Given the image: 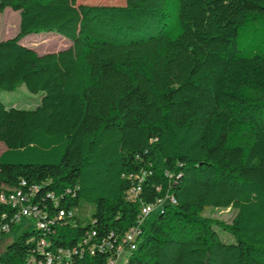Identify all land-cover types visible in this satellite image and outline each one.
Instances as JSON below:
<instances>
[{"label": "trees", "instance_id": "1", "mask_svg": "<svg viewBox=\"0 0 264 264\" xmlns=\"http://www.w3.org/2000/svg\"><path fill=\"white\" fill-rule=\"evenodd\" d=\"M168 2L0 0V13L21 17L0 41V94L40 95L33 108L0 96V195L22 189L51 217L75 212L48 237L54 248L72 251L92 232L90 245L117 246L138 228L126 264H264V53L238 44L264 0H173V20ZM40 32L71 43L45 54L21 44ZM159 202L149 222L141 210ZM208 208L236 215L228 225ZM14 213L0 204V238L21 231L0 264H26L42 237ZM84 249L67 264L110 256Z\"/></svg>", "mask_w": 264, "mask_h": 264}, {"label": "rangeland", "instance_id": "2", "mask_svg": "<svg viewBox=\"0 0 264 264\" xmlns=\"http://www.w3.org/2000/svg\"><path fill=\"white\" fill-rule=\"evenodd\" d=\"M78 4H87V5H113V6H121L125 4V0H78ZM175 2L173 0H169L166 12L169 14V19L173 20L177 15V9L175 7ZM13 12V11H12ZM15 12V11H14ZM13 24V19L7 17V15L0 13V34H4L6 25ZM29 36H33L28 38L34 41V46H36L39 54L49 53V52H57L61 49H65V42L67 46L70 45L71 41L58 33L53 32H40L34 33ZM238 44L241 51L245 54L251 53H264V15L256 14L251 16L250 19L244 24L239 30V38ZM1 99L7 105L15 104L22 108V104L25 102H32L33 100L37 101L40 99V95L31 94L27 91L25 86H21L16 90L10 91H2ZM1 146H4L3 143H0ZM3 152L0 149V154ZM93 211V207L91 205H87L82 203L78 208V214L80 218L85 221H91V213ZM156 215V211H154L149 217L148 221L153 220ZM204 216L213 218L224 224H231L235 215L236 210L234 209H214L208 208L203 213ZM28 223L32 226V229H37L36 225L33 222L28 221ZM21 235V231L19 228H16L12 233L2 236L0 238V254L5 251L7 246L15 241ZM221 238L226 242H232L234 239L225 233L224 231L220 232ZM127 255L124 254L117 264H126Z\"/></svg>", "mask_w": 264, "mask_h": 264}, {"label": "built area", "instance_id": "3", "mask_svg": "<svg viewBox=\"0 0 264 264\" xmlns=\"http://www.w3.org/2000/svg\"><path fill=\"white\" fill-rule=\"evenodd\" d=\"M25 183L23 182V185ZM34 189L32 190V192ZM30 195L23 192L22 189H15L10 191L8 194L3 193L0 195V204H7L15 209V213L11 220L12 223L19 224L23 219H26L30 222H33L36 225V228L41 231L42 237L37 241L36 253L28 257L26 264H67L72 259V255H83L85 249L84 246H87V250L91 255H94L96 251L100 253H109V257L106 261V264H117L120 258L126 254L136 249V237L140 233L138 228H132L122 241L116 246L113 245L110 241L103 240L99 244H89L94 236L95 232L89 233L78 246L71 250H66L62 248H54V245L49 236L55 233L54 227L57 225V222L63 220L66 216L72 217L75 215V212H65L59 211L55 217L49 216L48 212L42 210L36 205L30 203ZM172 202H175L171 198ZM161 203L156 205H147L144 206L141 210V215L148 217L158 208H160ZM7 214L3 213L2 218H6ZM2 230L5 232L10 231V225H3ZM115 246V247H114Z\"/></svg>", "mask_w": 264, "mask_h": 264}, {"label": "crops", "instance_id": "4", "mask_svg": "<svg viewBox=\"0 0 264 264\" xmlns=\"http://www.w3.org/2000/svg\"><path fill=\"white\" fill-rule=\"evenodd\" d=\"M13 10H11L10 8H7L3 14L7 15V17H9L10 19H13V24H7L6 27H5V30L3 31V35L0 34V41H3V40H7V39H10V38H13L18 32H19V29H20V22H21V17H20V13L19 12H12ZM33 36H27L25 37L24 39L21 40V44L23 46H26V47H29L31 49H34L35 51L38 52L36 46H34V41L28 39V38H31ZM65 44V48H67V44L66 42L64 43ZM63 50V49H61ZM60 51V50H59ZM39 53V52H38ZM42 54H45V53H42ZM37 102L35 100H33L32 102H25L24 105L22 104V108H33L34 106H36ZM14 107H19L15 104H12ZM3 151L6 150V146H1V148Z\"/></svg>", "mask_w": 264, "mask_h": 264}]
</instances>
